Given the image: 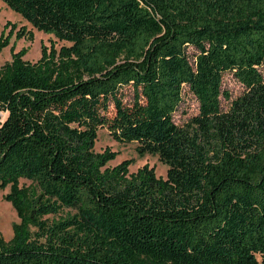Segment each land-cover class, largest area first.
I'll return each mask as SVG.
<instances>
[{"label":"trees","instance_id":"1","mask_svg":"<svg viewBox=\"0 0 264 264\" xmlns=\"http://www.w3.org/2000/svg\"><path fill=\"white\" fill-rule=\"evenodd\" d=\"M2 1L70 45L36 62L12 48L0 67V190L19 220L0 264H264V0ZM10 26L0 54L34 39ZM227 72L244 91L224 111ZM184 86L199 103L186 128ZM99 129L166 178L108 167ZM63 208L76 214L44 219Z\"/></svg>","mask_w":264,"mask_h":264},{"label":"rangeland","instance_id":"2","mask_svg":"<svg viewBox=\"0 0 264 264\" xmlns=\"http://www.w3.org/2000/svg\"><path fill=\"white\" fill-rule=\"evenodd\" d=\"M0 11V35L2 34L7 23H10L11 26L4 32L5 35L8 34L12 26H16L17 30L26 28V30L32 31L34 35L33 41H28L25 39L16 40L14 35L10 40V45L0 54V67L11 60L12 48L14 49V52H18L23 48L28 49V53L24 59L29 62H36L41 56L42 45L50 47L51 43H53L56 49H59L62 46L70 45L67 42L57 40L52 35L37 31L27 21H25L21 15L8 8L2 0H0ZM187 54L192 59L195 57L196 51L193 48H188ZM259 70L264 77V64L259 68ZM243 91L244 87L236 79L233 73H225L223 75L222 82V92L224 93L221 96L222 109L224 111L227 110L231 100L240 96ZM225 94L228 95L229 99H227ZM198 112L199 103L196 97L192 94L187 86H184L183 101L173 116L174 122L177 125L186 128L187 124L190 123V120L194 116L198 115ZM137 147V143H118L112 139L107 129H99L98 138L94 149L97 153H101L106 149H110L112 152L116 153L117 157L115 160L109 162L107 165L110 168L117 166L125 160H130L132 161V164L129 167L130 173H136L138 169L148 166L149 168L154 169L156 177L165 179L168 167L160 162L158 156L149 154L140 156L137 152ZM20 185L30 186L31 182L21 179ZM8 192L9 187L4 191L0 190V235L5 241H9L12 238V227L19 221L15 210L3 199V197ZM75 214V209L63 208L57 215H49L44 219H47L49 222H58L59 220H63L67 217H72Z\"/></svg>","mask_w":264,"mask_h":264},{"label":"built area","instance_id":"3","mask_svg":"<svg viewBox=\"0 0 264 264\" xmlns=\"http://www.w3.org/2000/svg\"><path fill=\"white\" fill-rule=\"evenodd\" d=\"M6 117V112L0 111V121H3Z\"/></svg>","mask_w":264,"mask_h":264}]
</instances>
